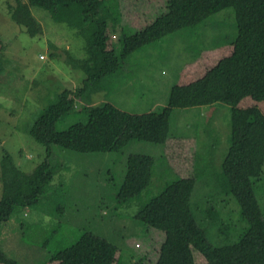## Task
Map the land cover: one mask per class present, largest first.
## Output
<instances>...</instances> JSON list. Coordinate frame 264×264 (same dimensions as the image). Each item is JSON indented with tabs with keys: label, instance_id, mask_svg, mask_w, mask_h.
Wrapping results in <instances>:
<instances>
[{
	"label": "trees",
	"instance_id": "1",
	"mask_svg": "<svg viewBox=\"0 0 264 264\" xmlns=\"http://www.w3.org/2000/svg\"><path fill=\"white\" fill-rule=\"evenodd\" d=\"M262 1L166 0L162 13L151 21L150 26L156 27L174 14L173 31L184 33L207 24L223 9L234 10L236 37L229 43L231 51L196 80L174 86L168 106L171 110L219 102L231 106L229 147L222 166L213 176L216 186L208 194L211 197L217 194L228 196V206L235 201L245 227L236 241L213 244L207 233L210 227L208 219H217L211 210L213 207L204 211L194 208V198L200 201V197H205L204 187L196 189L195 176L178 177L166 182L149 201L138 204L133 221L150 238L142 253L140 250L144 244L136 245L138 248L133 254L139 259L135 264H196L194 250L200 252L208 264H235L239 259L247 264H264V207L263 199L260 201L258 196L259 182L264 175V112L254 105L238 107L241 99L256 93L264 81V33L249 28ZM6 4L11 19L29 36L42 35V25L32 11L37 7L42 9L44 19L64 23L84 43L85 56L79 59L70 50L51 45V57L63 58L71 65L77 71L76 77L80 76V85L75 90H62L56 102L40 112L33 124L26 128L45 152V158L30 173L17 165L6 149L0 161V227L9 222L19 209H34L50 215L53 221L49 225L51 236L48 234L41 241L47 245L66 217L62 214L65 206L60 199H64L65 184L62 181L54 183L55 177L61 174L62 154L118 152L134 140L166 144L171 135V114L151 108L143 113H130L122 130L101 122L82 121L62 127L71 115L89 108L78 98L90 99L92 93L107 87V79L122 69L128 57L142 46L141 30L128 31V26L122 24V0H7ZM110 26L120 28L122 43L109 46ZM12 74L10 70L5 71V62L0 59V80ZM211 154L209 148L203 157H211ZM197 155L190 173L198 171L196 166L201 156ZM153 170L152 156L128 155L125 175L116 194L118 207L140 202L141 194L151 185ZM208 203L206 200V205ZM99 208L104 210L101 205ZM29 228L32 225L25 221L18 223L19 240L21 232ZM228 230V225L220 228L221 233ZM80 238L70 245L64 242V245L61 242L54 244L58 250L55 253H68ZM118 246L106 241L101 248L79 259L66 257L63 264H112ZM33 252L31 256L35 255ZM55 253L50 256V261L55 258ZM0 263L26 264L2 247Z\"/></svg>",
	"mask_w": 264,
	"mask_h": 264
},
{
	"label": "rangeland",
	"instance_id": "2",
	"mask_svg": "<svg viewBox=\"0 0 264 264\" xmlns=\"http://www.w3.org/2000/svg\"><path fill=\"white\" fill-rule=\"evenodd\" d=\"M6 1L0 0V59L5 62V71L10 70L13 74L0 80V161L6 149L17 165L30 173L45 158V152L26 128L33 124L40 112L56 102L62 90H75L80 85V76L76 77L77 71L71 65L63 58L51 57V45L70 50L78 59L85 56V50L83 40L71 28L44 19L42 9L37 7L32 11L42 25V35L29 36L11 19ZM165 1L122 0V24L128 26V31L141 30L142 46L128 57L122 69L107 79V87L92 93L90 99L78 98L89 108L71 115L62 127L82 121L101 122L122 130L130 113H143L151 108L171 114V135L167 143L134 140L118 152H64L61 174L54 179V183L62 181L65 184V201L60 198L66 209H62V214L66 215L63 225L56 228L52 241L50 238L49 243L43 245V238L48 234L50 237L52 232L50 215L34 209L15 211L10 221L0 227V247L10 255L26 264H63L66 257L79 259L109 241L119 244L112 264H135L139 259L133 254L138 248L136 245L144 244L140 250L142 253L150 238L133 221L138 204L157 195L166 182L188 175L195 176L196 189L204 187L205 197H200V201L194 198V208L204 211L213 207L211 210L217 218L208 219L209 241L219 244L239 238L245 223L241 221L237 203L234 201L228 206V196L217 194L211 197L208 194L216 186L213 176L222 166L229 147L231 106L220 102L173 110L168 106L174 86L196 80L231 51L229 43L236 37L235 13L232 8L223 9L207 24L184 33L173 31L174 14L165 23L150 26L152 19L162 13ZM249 26L251 30L264 33V0ZM108 35L109 46L123 42L119 27L110 26ZM252 105L264 112V81L256 93L242 98L238 107ZM209 148L211 157H203ZM133 153L154 158L152 182L141 194L140 202L118 207L116 194L125 175L127 157ZM196 153L201 156L196 166L198 171L190 173L195 155L198 156ZM1 192L2 184L0 196ZM259 195L264 207V175L259 182ZM99 205L104 207L103 211L98 209ZM20 221L29 223L32 228L21 232L19 240L16 227ZM225 225L229 230L221 233L220 228ZM78 238V244L68 253H55L58 251L56 243L70 245ZM35 250L37 252H33ZM32 252L35 255L31 256ZM26 253L28 261L24 260ZM53 253L55 258L50 261ZM193 257L196 264H208L196 250ZM235 264L247 262L239 259Z\"/></svg>",
	"mask_w": 264,
	"mask_h": 264
}]
</instances>
